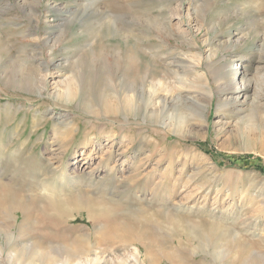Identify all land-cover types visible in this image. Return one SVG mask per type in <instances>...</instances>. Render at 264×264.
<instances>
[{"label":"rangeland","instance_id":"1","mask_svg":"<svg viewBox=\"0 0 264 264\" xmlns=\"http://www.w3.org/2000/svg\"><path fill=\"white\" fill-rule=\"evenodd\" d=\"M0 146L13 249L264 264V0H0ZM64 174L81 187L53 204Z\"/></svg>","mask_w":264,"mask_h":264},{"label":"bare ground","instance_id":"2","mask_svg":"<svg viewBox=\"0 0 264 264\" xmlns=\"http://www.w3.org/2000/svg\"><path fill=\"white\" fill-rule=\"evenodd\" d=\"M233 37L232 34L229 35V41L227 43L228 45V49H231L233 48V46L236 44V42L233 40ZM226 46V45H225ZM216 52V51H215ZM88 58V57H87ZM86 59V58H85ZM82 60V59H81ZM78 62V61H77ZM83 62V61H82ZM89 62V61H88ZM234 62H231L230 65H232ZM81 65V64H80ZM182 65H186L190 70L193 69L194 65L192 66V64H188L183 62ZM91 66V65H90ZM75 68V67H74ZM73 68V70H74ZM185 74V73H183ZM232 76L234 77V79L232 78ZM232 76L229 81V83H232L235 82L236 78L238 77V73L232 69ZM240 82L239 84L241 85H247V83H250L251 80L248 79L247 76H242L240 77ZM74 84V83H73ZM89 84V83H88ZM251 84V83H250ZM70 85H71V82H70ZM226 85V84H225ZM73 86V85H72ZM75 88L72 87V89L69 87L63 89L62 90H58L57 93L58 95L62 96V95H66V96H69V97H75L76 96V92H73L74 90L73 89H76V84H74ZM228 86V85H227ZM136 85L133 83L131 85V88L130 90H128V92H135V96L136 98L139 100L141 99L142 102H143V107L145 109H148L147 108V105H146V102L144 101L143 97L145 95H148L150 98H153L154 100H156V104H157V107L161 110L165 107V104H166V98L163 96V95H160L158 94V90L153 87H151V89L149 91H147L145 88H142V91L141 92H137L136 91ZM85 89V88H84ZM73 90V91H72ZM89 91V90H88ZM92 93V92H91ZM105 95V94H104ZM182 93L180 92L178 94V100L182 99L183 97L181 96ZM196 97V96H195ZM133 97L131 96H126V100H127V103H126V109L127 111H130V109L133 107V104H132V99ZM237 98V96L235 97V99ZM183 100V99H182ZM192 101L194 102V104H199V100H197L196 98H192ZM235 101V100H233ZM235 103V102H234ZM232 104V103H231ZM91 106V105H90ZM110 113H116V111H109ZM175 116V115H174ZM186 119V118H185ZM180 121L178 122V126H184L186 124V121H184V118L183 117H180L179 119ZM188 120V119H187ZM189 122V121H188ZM187 125V124H186ZM185 125V126H186ZM189 126V125H188ZM5 146H0V156L3 155L4 151H5ZM114 169H110V172H112ZM66 174V173H65ZM64 174V176L60 179V183L61 185L58 186L57 188H53L51 186H47L46 184H44V187L42 189L44 195L49 199V201H51L53 204H56V203H64L65 201H68L67 198L69 197H72L71 195V188L72 189H78L81 187V184L80 181H77L76 183H70L67 181L66 179V175ZM47 176V175H46ZM46 181V179H44ZM98 185V184H97ZM78 191V190H77ZM67 193V194H66ZM79 196V195H78ZM43 197V196H42ZM74 198V197H73ZM65 204V203H64ZM58 205V204H57ZM1 230V229H0ZM21 234V233H20ZM6 240H5V243L3 244L2 241L0 240V252L2 254H11V258L13 259V261L15 262H23L24 263V260H28V264H37L36 262H40L41 264L44 262V261H47V262H51L53 264H58V262L62 263V264H83V261L82 258L80 257L79 253H71L69 254L67 252V249H66V246L64 247H60L61 249V253H64L65 255H61L59 254L58 252L54 251L53 249L49 250L51 252V254H49V252H44L43 250H40L39 248H37L36 246H34L33 244L30 245L29 247H23L21 249H13V245L16 244L14 242H16V239L14 237V235L9 231L7 232V235H6ZM19 238V237H18ZM15 239V240H14ZM20 240V239H18ZM17 240V241H18ZM18 245V244H17ZM20 246H24V245H20ZM19 246V247H20ZM35 248V250H33ZM31 250L34 251L32 254H31ZM70 251V250H69ZM65 257V258H63ZM85 259V258H84ZM13 262V263H15ZM86 263V262H85ZM39 264V263H38Z\"/></svg>","mask_w":264,"mask_h":264}]
</instances>
